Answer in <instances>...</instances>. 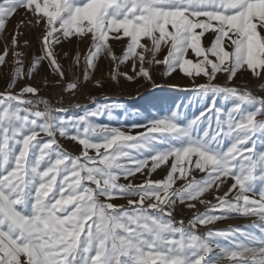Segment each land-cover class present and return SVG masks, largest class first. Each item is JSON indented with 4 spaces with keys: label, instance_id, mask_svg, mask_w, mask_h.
Returning <instances> with one entry per match:
<instances>
[{
    "label": "snow or ice",
    "instance_id": "6c2138e0",
    "mask_svg": "<svg viewBox=\"0 0 264 264\" xmlns=\"http://www.w3.org/2000/svg\"><path fill=\"white\" fill-rule=\"evenodd\" d=\"M20 11L42 28V55L25 71L16 50L23 21L11 47L0 49V67L12 57L0 91V264H264V150L257 148L264 149V95L233 83L242 72L264 83V0H0V32ZM73 38L90 42L85 80L105 55L117 82L133 79L119 72L129 62L147 80L154 66L164 75H203L207 82L191 89L169 85L196 92L203 110L188 119L178 104L124 130L92 119L120 105L57 109L37 87L16 90L45 60L56 83L65 80L55 47ZM112 41L123 43L120 55ZM80 59L77 51L73 65ZM79 86L74 79L63 91ZM82 107L83 114L68 115ZM162 167L166 174L152 179ZM138 174L144 179L136 183ZM213 194L215 203L204 198ZM178 204L194 210L187 225L175 218ZM233 215L257 220L198 234Z\"/></svg>",
    "mask_w": 264,
    "mask_h": 264
},
{
    "label": "rangeland",
    "instance_id": "374dc122",
    "mask_svg": "<svg viewBox=\"0 0 264 264\" xmlns=\"http://www.w3.org/2000/svg\"><path fill=\"white\" fill-rule=\"evenodd\" d=\"M21 21H23V24L19 27L20 34L18 36V48L16 50L22 53L21 59L23 60V67L26 71L31 61L36 56L42 55V28L36 25L34 16L31 13L20 11L6 22L5 29L0 32V49H2L5 44L11 47V36L16 32V26ZM204 42L208 43V40L206 39ZM89 43L90 42L87 40L78 41L73 38L55 47L60 64L66 75V79L61 81L59 85L56 83L60 79L59 76L52 72L51 68L48 66V62L45 60L39 65L38 71L34 73L31 79H25L17 83L16 90H19L24 84L37 87L39 89V97L47 99L50 104L57 109L68 108L70 105L75 104L87 106L88 110L95 109L97 104L107 103L120 105V107L112 111L111 115L105 112L92 119L94 123L109 124L113 127L123 126L124 130H128L129 126L132 124L146 125L147 120L168 114V112L171 109H175L178 104L180 105L182 115L187 116L188 119H191L194 115H198L199 112L203 110L202 105L205 101H202L196 92L169 88V85H178L180 89H191L196 84L207 82V78L203 75L199 77H188L179 70H176L170 75H164L162 66H154L151 70V80H147L144 77H137L129 62L120 65L119 72L121 74L127 73V75L133 77V79L128 80L124 75H121L117 82L111 78L113 62L105 55L98 59L95 70H89L88 78L85 80L83 56L87 52ZM112 44L116 54L120 55L123 43L112 41ZM77 51L81 53L78 67L74 66L72 61V57ZM65 53L68 55H65ZM158 58H162V54ZM7 59L9 61L8 67H0V91H3L7 85L12 66L11 55H9ZM74 79H78L80 85L79 89L75 91V94L63 91L64 86ZM97 81L100 82V86L96 85ZM224 81V74L219 73L215 82L222 84ZM233 83L240 86L246 84L253 90L254 94L264 95V92L257 90L260 87H264V83L254 78L249 72H242L235 77ZM154 84L161 87H154ZM218 106H223V102L221 101ZM40 108L42 110L43 106L41 105ZM80 114H83V107L81 110L73 108L68 113V115ZM144 131L145 128L143 127L131 129L132 134ZM59 142L62 147L71 154L78 155L80 153V146L70 139L59 138ZM257 148H260L259 145ZM165 174L166 169L162 167L155 171L151 178L154 180L161 179ZM196 175L197 178H199L201 174L196 173ZM143 179L144 177L138 174L134 182L139 183ZM180 183L181 182H178V186ZM230 184L231 180H228L220 191L221 195L223 191L227 190ZM214 195L215 194L206 195L204 198L215 203ZM114 202L117 204L122 203L120 199ZM196 210L203 212L205 209L203 205L197 203ZM193 212L194 210L188 209L184 204H178L175 210V218L177 221L183 220L187 225L188 220L193 216ZM255 220H257V217L233 215L218 220L214 224L200 226L198 234H203L209 228L228 229L230 226L240 227L243 225H250ZM218 239L222 244L227 243L223 238ZM216 251L218 250L214 249V254Z\"/></svg>",
    "mask_w": 264,
    "mask_h": 264
},
{
    "label": "crops",
    "instance_id": "0c3cea01",
    "mask_svg": "<svg viewBox=\"0 0 264 264\" xmlns=\"http://www.w3.org/2000/svg\"><path fill=\"white\" fill-rule=\"evenodd\" d=\"M258 150H264V149H258ZM120 201L122 202L121 204H125L126 203V201L124 200V199H120Z\"/></svg>",
    "mask_w": 264,
    "mask_h": 264
}]
</instances>
